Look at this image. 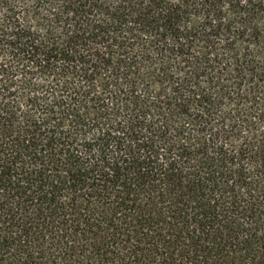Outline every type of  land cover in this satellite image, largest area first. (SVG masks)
<instances>
[{
	"label": "trees",
	"instance_id": "trees-1",
	"mask_svg": "<svg viewBox=\"0 0 264 264\" xmlns=\"http://www.w3.org/2000/svg\"><path fill=\"white\" fill-rule=\"evenodd\" d=\"M0 264H264V0H0Z\"/></svg>",
	"mask_w": 264,
	"mask_h": 264
}]
</instances>
